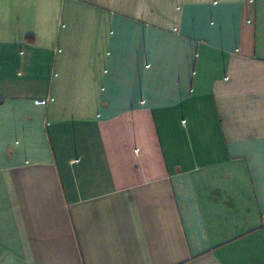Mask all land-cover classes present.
Instances as JSON below:
<instances>
[{
	"label": "crops",
	"instance_id": "0c3cea01",
	"mask_svg": "<svg viewBox=\"0 0 264 264\" xmlns=\"http://www.w3.org/2000/svg\"><path fill=\"white\" fill-rule=\"evenodd\" d=\"M0 264H264V0H0Z\"/></svg>",
	"mask_w": 264,
	"mask_h": 264
},
{
	"label": "built area",
	"instance_id": "2783aa9c",
	"mask_svg": "<svg viewBox=\"0 0 264 264\" xmlns=\"http://www.w3.org/2000/svg\"><path fill=\"white\" fill-rule=\"evenodd\" d=\"M181 123H184V120H181Z\"/></svg>",
	"mask_w": 264,
	"mask_h": 264
}]
</instances>
